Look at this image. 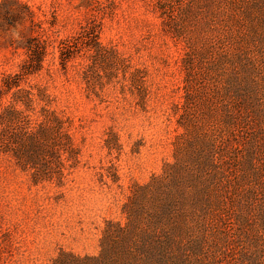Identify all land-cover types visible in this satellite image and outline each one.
I'll use <instances>...</instances> for the list:
<instances>
[{"label": "rangeland", "instance_id": "rangeland-1", "mask_svg": "<svg viewBox=\"0 0 264 264\" xmlns=\"http://www.w3.org/2000/svg\"><path fill=\"white\" fill-rule=\"evenodd\" d=\"M16 1L33 15L14 2L6 3L20 17L0 12V88L27 58V40L46 38L43 68L21 86L45 88L30 121L60 122V137L48 132L28 164L0 152V262L44 264L60 250L98 254L106 223L126 226L135 189L157 180L175 202L181 230L201 245L191 260L246 264L247 256L264 255V0H172L170 19L156 0ZM92 16L101 49H83L63 68L58 42ZM193 50L200 56L194 82L204 90L195 84L183 107V57ZM247 96L262 105L250 107L254 131L243 138V123L228 129L224 106L237 109ZM10 100L3 94L0 112ZM205 197L237 218L204 229Z\"/></svg>", "mask_w": 264, "mask_h": 264}, {"label": "trees", "instance_id": "trees-1", "mask_svg": "<svg viewBox=\"0 0 264 264\" xmlns=\"http://www.w3.org/2000/svg\"><path fill=\"white\" fill-rule=\"evenodd\" d=\"M6 2L18 3L28 11L30 17L33 15V11L27 4L16 0H3L0 2V12H4L7 19H13L15 16L20 17L22 11L11 10ZM155 2V6L160 9L162 15H166L169 19L172 18L176 10L172 0H156ZM192 5L194 2H189L185 7L190 9ZM216 5L219 6L220 2H216ZM98 27L97 18L92 16L89 18L88 24L82 26L77 35L66 37L58 42L59 59L63 68L72 57L83 49L94 51L101 49L102 46L98 40ZM172 30L177 32V36L182 35V32L177 28L174 27ZM47 45L46 38L30 37L25 45L27 58L21 64L19 71L7 74L2 78L0 99L3 94H10L11 100L2 107L0 112V152L11 153L16 161L23 164L35 160L36 148L43 144L44 139L50 138L52 135L48 132L56 130L55 134L57 135L51 138L53 140L60 137L57 133L60 122H55L52 119L32 124L30 121L28 111L34 109V101L36 99L46 100L48 97L45 88L36 84L21 86V82L27 76L36 74L43 68L42 62L47 54ZM198 57L200 56L195 50L186 53L183 57V66L186 70L183 107L189 104L192 91L197 90L194 88L195 84L202 86L204 90L202 83L194 82L196 80L195 62ZM205 96L207 99L212 98L208 94ZM19 104H22L23 107H18ZM255 104L262 105L260 98L249 99L247 96L233 104V107L237 109L230 111L228 108H232L231 105H225L224 119L228 129H230V124L235 126L243 123L240 135L247 138V133L254 131L250 127V123H255L253 116L255 110L250 107ZM190 107L193 108L196 105L194 106L192 103ZM262 111L264 112V110ZM163 183V180L152 181L135 189L125 205L126 226L123 227L108 221L103 230L101 250L98 254L80 255L72 251L60 250L55 257L44 264H203L201 261L190 258L191 255L201 252V245L199 241L192 240L185 233V228L183 231L181 230L183 223L176 220L175 202L167 201L169 197L166 195L167 190ZM180 186L181 182L177 180L174 187L179 189ZM151 206H156V209L148 218ZM199 214L202 218L201 226L204 229L207 226L212 229V224L216 221L226 225L237 218L229 213L227 207L224 208L220 204L207 205L206 197L203 206H200ZM181 218L190 222L189 216L185 212L181 214ZM169 223L172 226L166 228ZM136 233H139L140 239H133ZM184 236L188 238L185 239ZM129 238L131 241L128 240ZM214 264H218V262ZM246 264H264V255L247 256Z\"/></svg>", "mask_w": 264, "mask_h": 264}]
</instances>
